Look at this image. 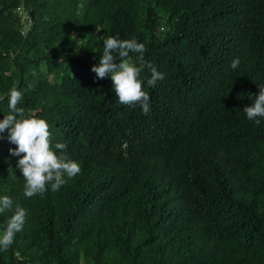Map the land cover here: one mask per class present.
<instances>
[{
	"label": "trees",
	"instance_id": "trees-1",
	"mask_svg": "<svg viewBox=\"0 0 264 264\" xmlns=\"http://www.w3.org/2000/svg\"><path fill=\"white\" fill-rule=\"evenodd\" d=\"M108 36L163 73H140L149 114L95 79ZM259 85L264 0H0V120L15 86L81 168L26 197L0 133V196L27 214L0 264H264V118L243 111Z\"/></svg>",
	"mask_w": 264,
	"mask_h": 264
},
{
	"label": "clouds",
	"instance_id": "clouds-1",
	"mask_svg": "<svg viewBox=\"0 0 264 264\" xmlns=\"http://www.w3.org/2000/svg\"><path fill=\"white\" fill-rule=\"evenodd\" d=\"M145 45L135 39H120L108 36L103 41L102 55L99 62L92 66L96 74L95 79L111 78L112 87L119 102L127 106H139L144 114H149L150 95L143 89L140 73L143 68L151 70V78L147 80L149 86L155 87L158 80L164 78L163 73L150 63L146 64L143 54ZM130 53L138 54L136 60L130 58ZM117 58L118 62H117ZM240 64L239 58L231 61V68L235 70ZM9 113L0 120V133L8 132V140L16 145L10 148L11 155L18 157V168L25 180L24 195L33 197L43 195L48 191L55 192L81 171L80 164L63 154L58 155L51 144L49 125L35 113L26 112L18 107L22 93L13 86L7 94ZM5 97L0 96V100ZM252 102L243 108L249 120L261 123L264 118V85H259L258 93L249 97ZM64 143H56L55 149H65ZM67 177V179H66ZM15 179V177H13ZM11 212L6 225L0 231V252H7L14 241L17 232L23 229L26 222V211L18 204L14 205L12 198L0 196V214Z\"/></svg>",
	"mask_w": 264,
	"mask_h": 264
},
{
	"label": "built area",
	"instance_id": "built-area-1",
	"mask_svg": "<svg viewBox=\"0 0 264 264\" xmlns=\"http://www.w3.org/2000/svg\"><path fill=\"white\" fill-rule=\"evenodd\" d=\"M17 10H18V13L21 14L22 20L29 18L28 14L26 15L24 12H22V11H24L23 8L18 7ZM30 23H31V21L29 19L25 23L23 22V31L24 32L26 31V28H28L30 26Z\"/></svg>",
	"mask_w": 264,
	"mask_h": 264
}]
</instances>
